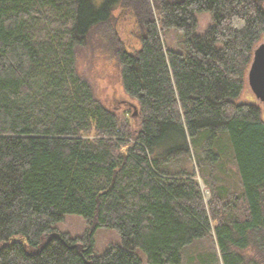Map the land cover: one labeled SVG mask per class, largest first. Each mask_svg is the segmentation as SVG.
Wrapping results in <instances>:
<instances>
[{"label":"trees","instance_id":"trees-1","mask_svg":"<svg viewBox=\"0 0 264 264\" xmlns=\"http://www.w3.org/2000/svg\"><path fill=\"white\" fill-rule=\"evenodd\" d=\"M204 13L213 26L197 35ZM263 41L264 0H0V264H142L138 250L181 264L211 232L223 264H264V115L244 96ZM97 46L139 105L137 129L78 71ZM225 159L234 207L211 180ZM68 215L82 237L56 228ZM101 228L122 245L98 256Z\"/></svg>","mask_w":264,"mask_h":264},{"label":"rangeland","instance_id":"rangeland-1","mask_svg":"<svg viewBox=\"0 0 264 264\" xmlns=\"http://www.w3.org/2000/svg\"><path fill=\"white\" fill-rule=\"evenodd\" d=\"M195 19L197 22V35L205 34L213 26L212 17L208 13L196 15ZM120 30V36L122 38L126 37L124 28ZM161 34L167 48L176 51L179 50V44L183 41L182 34L173 29L163 31ZM108 54L109 52L100 46L86 49L78 56V71L90 85L94 97L107 110L114 113L121 122H128L132 130L137 129L139 122L135 118L139 114V105L125 94L119 67L113 57L108 56ZM244 96L248 99L247 101L262 106L252 94L248 83ZM261 109L264 115V106ZM181 165L180 163L175 167ZM220 165H223L224 170H220V167L214 168V178L211 177L212 185L217 189H220V187L225 188L227 190L226 198L231 199V204L234 207L235 197L240 193L236 167L229 159H225L223 164L221 163ZM197 181L202 191L204 202L208 205L212 198L210 188L200 176L197 178ZM56 228L63 233L69 234L73 238H79L86 232L87 224L80 216L68 215L64 217L62 222L56 225ZM94 239L95 254L98 256L102 255L110 246L122 245L119 234L112 229H98ZM137 255L141 259L142 264H148L146 255L142 251L138 250ZM181 264H223L222 257L216 245L214 233L211 232L210 236L206 239L196 241L186 247L182 251Z\"/></svg>","mask_w":264,"mask_h":264},{"label":"water","instance_id":"water-1","mask_svg":"<svg viewBox=\"0 0 264 264\" xmlns=\"http://www.w3.org/2000/svg\"><path fill=\"white\" fill-rule=\"evenodd\" d=\"M247 81L256 100L264 106V43L259 45L254 52Z\"/></svg>","mask_w":264,"mask_h":264}]
</instances>
